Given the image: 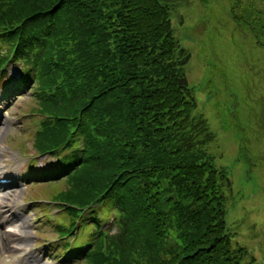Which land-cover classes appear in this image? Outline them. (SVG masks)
I'll return each instance as SVG.
<instances>
[{
	"label": "trees",
	"instance_id": "16d2710c",
	"mask_svg": "<svg viewBox=\"0 0 264 264\" xmlns=\"http://www.w3.org/2000/svg\"><path fill=\"white\" fill-rule=\"evenodd\" d=\"M179 1L0 0V69L14 54L33 83L35 155L66 172L57 230L81 223L79 245L94 240L82 264H258L227 224L232 183L207 151L215 134L174 34ZM240 6L234 19L264 48V0Z\"/></svg>",
	"mask_w": 264,
	"mask_h": 264
},
{
	"label": "rangeland",
	"instance_id": "374dc122",
	"mask_svg": "<svg viewBox=\"0 0 264 264\" xmlns=\"http://www.w3.org/2000/svg\"><path fill=\"white\" fill-rule=\"evenodd\" d=\"M235 1L180 0L171 18L175 36L190 55L184 69L198 113L215 134L207 150L233 184L226 191L230 231L236 234V243L264 264V49L234 19V12L243 11L242 6L234 9ZM10 75L17 80L19 69L12 65ZM2 94L0 88V176L26 175L32 143L27 140L30 129L20 116L33 105L30 91L19 98ZM44 160L40 159L38 168H43ZM42 188L31 183L26 189L0 192V211L26 202L37 204V199L43 200L40 205H49ZM51 209L55 215V206ZM37 210L33 207L27 218L10 228L12 234L0 248V264H60L47 259L45 251L60 234L55 236L51 229L37 235L41 232L36 229ZM45 212L51 219L49 207ZM58 222L51 219L47 226Z\"/></svg>",
	"mask_w": 264,
	"mask_h": 264
}]
</instances>
